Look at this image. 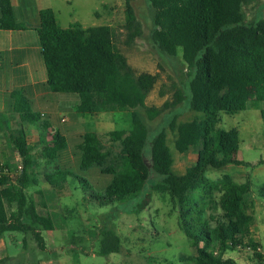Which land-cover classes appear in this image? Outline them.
<instances>
[{
	"label": "trees",
	"instance_id": "obj_1",
	"mask_svg": "<svg viewBox=\"0 0 264 264\" xmlns=\"http://www.w3.org/2000/svg\"><path fill=\"white\" fill-rule=\"evenodd\" d=\"M133 1L124 0L128 45L141 33ZM255 1L147 0L152 9L153 39L169 55L181 49L186 65L185 89L188 86L189 90L188 108L204 114L201 120L184 122H177L174 114L150 141L147 120L178 107L186 97L184 91L176 90L172 99L161 106L147 105L157 75L135 72L126 55L115 47L110 25L85 27L75 22L62 27L52 8L39 10L37 37L48 89L75 95L78 98L75 109L82 114L108 111L130 114L128 130L105 134L110 142L108 146L95 131L84 132L77 144L80 168H96L99 174L109 178L106 186L94 190L88 179L74 177L88 191V200L102 205L140 191L150 171L161 174L162 179L153 188L166 192L177 208L178 226L195 251L191 257L193 264H238L222 255L239 245L252 247L254 264L263 261V254L257 250L259 243L251 236L254 217L245 194L253 193L264 199V184L254 185L249 178L236 182L229 173L217 179L205 176L208 168L240 163L235 157L236 129L223 130L217 126L221 112L234 114L244 110L251 99L264 120V17L260 15L246 22L243 14V7ZM23 28L24 24L14 16L10 0H1L0 29ZM10 98L13 99L10 111L31 122L39 121L40 114L31 110L29 100L22 93H12ZM41 127L46 128L44 122ZM168 131L173 133L177 152L186 153L190 147H198L196 161L180 175L171 171L173 157L166 144ZM49 135V148H52L49 155L56 158L58 151L67 146V140L58 131ZM11 137L22 159L20 187L16 190L4 186L9 177L6 174L0 177V236L30 233L43 250L45 241L41 232L53 230V220L48 214H39L34 201L22 192L35 160L22 128L14 130ZM69 174L58 170L46 174V178L62 187ZM215 205L220 213L217 218L212 217L214 224H211L203 214ZM99 237L98 254L107 255L117 249L113 231L102 229Z\"/></svg>",
	"mask_w": 264,
	"mask_h": 264
},
{
	"label": "rangeland",
	"instance_id": "obj_2",
	"mask_svg": "<svg viewBox=\"0 0 264 264\" xmlns=\"http://www.w3.org/2000/svg\"><path fill=\"white\" fill-rule=\"evenodd\" d=\"M48 1L54 9L58 24L62 27H68L75 22L85 27L104 24L112 27L115 47L126 55L135 72L157 75V81L147 96V105L161 106L165 101L172 99L176 90L184 91L186 97L178 107L166 109L154 119L147 120L150 130L148 141L160 128L166 127L168 119L174 114L177 122L204 118L202 112L188 108L189 90L188 86L185 89L186 65L181 57V49L178 48L175 55H169L153 39L152 9L147 0L132 2L141 24V33L130 45L125 43L124 0ZM243 14L246 22H252L260 15L264 17V0L244 6ZM14 16L21 22L17 12ZM30 108L34 111L35 105L31 104ZM67 111L64 112L69 116L66 124L70 128V134L67 138L74 151L78 150L75 144L80 140L76 132L81 134L83 131H97L108 146L110 142L105 135L107 132L128 130L131 127L128 111H108L94 115L75 113L78 117L76 122L73 113ZM140 112L144 116L143 111ZM219 119L218 128L237 131L238 149L235 157L240 163L229 164L220 169L208 168L205 176L217 179L223 173H229L235 176L236 181L249 178L254 185L264 184V120L261 118L260 109L254 107L249 99L244 110L234 114L221 112ZM4 124L2 121V125ZM7 125L10 132L6 130L5 138L8 140V135L13 133V130L10 121ZM42 134L41 139L44 140L47 137L45 129H42ZM6 144L10 152L4 153L2 157L13 161L10 149L12 144ZM166 144L173 157L172 172L180 175L185 167L196 161L198 147L189 148L192 154L177 152L171 131L167 132ZM37 155L41 157L42 154ZM77 161L66 167V171L71 174L66 176L63 193L55 200H50L51 191L48 188L51 186L43 179V171H38V179L30 187L42 189L43 199L47 200L46 214L51 216L54 229L41 232L46 246L44 250L38 248L30 233H5L4 237L14 236L15 239L10 243L16 255V262L12 264H49L48 260L52 261L51 264H193L191 257L195 251L190 239L178 226L177 208L166 192L153 188L162 179L161 174L150 171L140 191L124 199L101 205L88 200V191H84L83 183L74 177L77 175L88 179L92 188L97 190L98 184L94 182L91 170L80 169ZM16 178V175L13 176V179ZM30 195L28 194L27 198L34 199ZM245 199L249 202V211L254 217L252 235L260 242L264 259V199L253 193L245 194ZM32 201L35 203V200ZM219 213V207L215 205L205 211L203 216L214 224L212 217L217 218ZM102 229L113 231L117 239V249L107 255L97 253L100 248L99 233ZM224 254L226 257H235L240 264L256 262L249 245L227 249Z\"/></svg>",
	"mask_w": 264,
	"mask_h": 264
},
{
	"label": "crops",
	"instance_id": "obj_3",
	"mask_svg": "<svg viewBox=\"0 0 264 264\" xmlns=\"http://www.w3.org/2000/svg\"><path fill=\"white\" fill-rule=\"evenodd\" d=\"M48 2V0H10L13 12L18 13L21 22L24 24V28L20 30L0 29V165L4 168L6 172L5 174L9 177L4 186H13L16 190L19 189L20 167L22 166V159L17 153L11 140L12 133H9L8 140L5 138L6 130L10 132V128L7 125L10 121L13 131L19 128L23 129L26 142L32 147L31 152L33 153L35 160L34 167L32 170H28L30 175L22 188V192L26 197L28 194H31L30 196L34 197L32 200H35V209L42 215H47L46 213L48 212V209L45 204V201L47 200L43 199L42 189H32L30 187L35 184L38 179V171H43V179L51 186V188H48L51 191L50 200H55L63 193L66 181L62 187H57L47 180L46 174L58 170L66 171V167L73 165L77 160L78 167L80 168V150L77 147L80 140L75 144L78 150L74 151L67 138L70 134V128L67 127L66 124L69 121V116L64 113L66 110H68L67 112L71 111L75 122L78 120V117L75 114L79 113L75 109V106L78 103V98L72 94L52 92L45 84L46 73L40 55L37 29L39 27V10L46 7L53 9ZM19 92L29 100L30 105H35V110L32 111L40 114L39 121L31 122L20 113L10 111V96L12 93ZM2 121L5 122L4 125H2ZM42 122L46 125L45 131L47 133V137L44 140L41 139L43 137V128L41 127ZM55 131H58L66 138L67 146L58 151V156L56 158H51L49 154L52 152V148H49V143L51 141L49 134L54 133ZM84 132L86 131H83L81 134L80 132H76V135L80 136L81 139ZM6 143L12 144L10 149L13 161H10L6 157H2L4 153L7 154L10 152ZM37 153H41V157H39ZM186 153L191 152L188 150ZM186 153H184V155H186ZM187 167H185V169ZM89 169L92 172L91 176L93 177L94 182L98 184L97 189L106 186L109 178L99 174L96 168ZM15 175L17 177L16 180L13 179V176ZM232 177L235 180V176ZM29 200H31V198ZM252 233L253 227H251L252 239L259 243L258 247L261 248L260 252L262 253L260 242L254 235H252ZM12 240H15L14 236H0V264H12L16 262V255L10 246ZM222 256L223 258H232L240 264L235 257H226L225 254ZM48 262L49 264L52 263L50 260H48ZM39 264L43 263L40 262ZM262 264H264V259Z\"/></svg>",
	"mask_w": 264,
	"mask_h": 264
},
{
	"label": "built area",
	"instance_id": "obj_4",
	"mask_svg": "<svg viewBox=\"0 0 264 264\" xmlns=\"http://www.w3.org/2000/svg\"><path fill=\"white\" fill-rule=\"evenodd\" d=\"M21 168V167H20ZM6 172H5V170H4V168L0 165V177L3 175V174H5ZM260 247H257V250H259L260 251Z\"/></svg>",
	"mask_w": 264,
	"mask_h": 264
}]
</instances>
